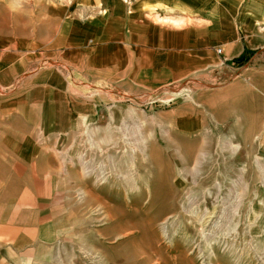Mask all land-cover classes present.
<instances>
[{
    "label": "rangeland",
    "instance_id": "obj_1",
    "mask_svg": "<svg viewBox=\"0 0 264 264\" xmlns=\"http://www.w3.org/2000/svg\"><path fill=\"white\" fill-rule=\"evenodd\" d=\"M133 1L0 0V264H264V0Z\"/></svg>",
    "mask_w": 264,
    "mask_h": 264
},
{
    "label": "crops",
    "instance_id": "obj_2",
    "mask_svg": "<svg viewBox=\"0 0 264 264\" xmlns=\"http://www.w3.org/2000/svg\"><path fill=\"white\" fill-rule=\"evenodd\" d=\"M146 1L149 2L151 4V6L157 5V7H155V6H153V8L151 7V9H154V10H159V9H157L158 7H161L164 9H184V8H186V5L191 6V10H196L199 8L197 6H199L200 2H201V0H146ZM140 4H142L141 0H135V2L133 1V9L135 7L139 9ZM171 6H172V8H171ZM174 6H176V7H174ZM165 19H167V18H165ZM133 22H137V21L133 20ZM142 22H144V21H142ZM151 22H154V21L151 20ZM167 22H171L173 24L180 25V26L184 27L187 24V22H190L189 25H192L195 22H199V20L198 19H192V18L185 19L184 17H181L178 15L177 17H170ZM234 50H235L234 57H237V58H239L245 51H247V53H249V48L247 46H244V45H236ZM226 53H232L231 47L228 48Z\"/></svg>",
    "mask_w": 264,
    "mask_h": 264
},
{
    "label": "trees",
    "instance_id": "obj_3",
    "mask_svg": "<svg viewBox=\"0 0 264 264\" xmlns=\"http://www.w3.org/2000/svg\"><path fill=\"white\" fill-rule=\"evenodd\" d=\"M249 58H248V53H247V51H245L239 58H238V60H237V62H242V61H244V60H248Z\"/></svg>",
    "mask_w": 264,
    "mask_h": 264
},
{
    "label": "built area",
    "instance_id": "obj_4",
    "mask_svg": "<svg viewBox=\"0 0 264 264\" xmlns=\"http://www.w3.org/2000/svg\"><path fill=\"white\" fill-rule=\"evenodd\" d=\"M223 52H224V51H223V49H221V48L218 50V53H219V54H222Z\"/></svg>",
    "mask_w": 264,
    "mask_h": 264
}]
</instances>
